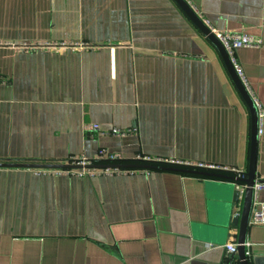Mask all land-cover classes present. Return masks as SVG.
<instances>
[{
    "label": "crops",
    "instance_id": "0c3cea01",
    "mask_svg": "<svg viewBox=\"0 0 264 264\" xmlns=\"http://www.w3.org/2000/svg\"><path fill=\"white\" fill-rule=\"evenodd\" d=\"M189 1L215 33L259 41L235 56L264 106V0ZM21 2L31 12L23 25ZM23 39L55 46H9ZM258 117L255 170L264 180ZM249 145L246 103L173 0H0V162L94 160L105 148L122 162L140 154L245 172ZM132 170L39 176L0 167V264H224L226 245L237 244L238 183ZM246 251L264 264V224L249 223Z\"/></svg>",
    "mask_w": 264,
    "mask_h": 264
},
{
    "label": "water",
    "instance_id": "95a60500",
    "mask_svg": "<svg viewBox=\"0 0 264 264\" xmlns=\"http://www.w3.org/2000/svg\"><path fill=\"white\" fill-rule=\"evenodd\" d=\"M181 11L186 15V17L195 25V27L202 33L213 47L218 52L224 67L227 69L229 76L231 77L234 85L236 86L239 94L246 103L249 113H250V145H249V159L248 167L245 172H243L244 177L236 175L235 171L231 170H219V171H206L187 167L172 166L171 164H164L156 161L149 162H114V163H104V162H93L87 164L78 163H66V162H0V167H24V168H143V169H156V170H170L178 171L183 173L197 174L201 176L217 177L230 179L235 181V183L245 184L243 195H242V207L240 214H235L231 218V223L238 228L237 244L235 251L228 255V258L224 264H262L256 258H250L246 254V238L247 230L250 223V214L253 201L255 199V190L253 188L255 182L262 181L256 178V153H257V141H258V130H259V117L258 110L254 103L252 96L250 95L248 89L246 88L244 82L239 77L235 67L230 61V58L219 42L216 35L211 31V29L203 23L199 16L194 12V10L189 6L185 0H173ZM232 196L233 207L236 208L240 199V190L236 188Z\"/></svg>",
    "mask_w": 264,
    "mask_h": 264
},
{
    "label": "built area",
    "instance_id": "2783aa9c",
    "mask_svg": "<svg viewBox=\"0 0 264 264\" xmlns=\"http://www.w3.org/2000/svg\"><path fill=\"white\" fill-rule=\"evenodd\" d=\"M189 6L193 9L192 5L190 4L189 0H185ZM194 10V9H193ZM194 12L199 16V18L203 21V23L206 24V21L203 19L202 15L200 13H197L195 10ZM212 31V30H211ZM216 37L218 38L219 42L223 45L225 48L231 63L235 67V70L237 71L239 77L244 82L243 73L242 70L237 62L235 52L239 48L243 47H258L260 45L259 41L255 39L252 36L249 35H241L236 33H215L212 31ZM49 46H55V45H49ZM254 103L257 107V110L259 114H264V106H262L258 100L253 98ZM93 130L98 129V124H93L91 126ZM111 133L114 134H121L123 131L120 128H111L109 130ZM260 132V129L258 130ZM122 159L117 155L116 153L109 152L105 148H100L98 150V156L96 159L87 160V159H72L66 163H78V164H87V163H93V162H104V163H114V162H122ZM156 161L161 163H168L172 165H181L183 167L187 168H193V169H199V170H206V171H219V170H225L222 169L212 163H204V162H197L195 164H191L189 162H180V161H165L162 162L158 159H151L149 156L146 155H140L137 154L135 159H133L134 162H149V161ZM134 168H80V169H71V168H33V172L36 175H46V174H77V175H93L97 172H109V171H115V170H122V171H133ZM227 170V169H226ZM231 171H235L236 175L244 177L243 171L239 169H233ZM245 184L238 183L237 188L240 190V197L243 195ZM255 192L264 189V180L255 182L253 186ZM250 222L253 224H264V201H254L252 208H251V214H250ZM236 248V243H230L226 245V249L228 252H234ZM246 254L247 251H246Z\"/></svg>",
    "mask_w": 264,
    "mask_h": 264
},
{
    "label": "rangeland",
    "instance_id": "374dc122",
    "mask_svg": "<svg viewBox=\"0 0 264 264\" xmlns=\"http://www.w3.org/2000/svg\"><path fill=\"white\" fill-rule=\"evenodd\" d=\"M24 4L23 2H21V25H23V22H27L28 19L31 21L30 18H28V16H31V12H27V11H22ZM27 6L26 2H25V7ZM39 14L38 12H36V19H35V25H36V30H35V37L38 38H42L45 36L44 33V29H43V19H39ZM31 35V34H30ZM29 36V35H28ZM30 39V37H28ZM11 47H13L15 50L18 51H40V50H45L49 45L44 44L43 42H31L27 39H23L21 41L20 44L17 45H9Z\"/></svg>",
    "mask_w": 264,
    "mask_h": 264
}]
</instances>
